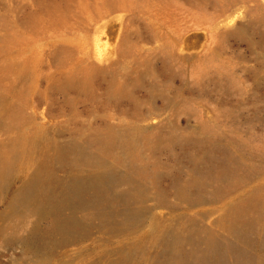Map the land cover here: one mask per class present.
I'll use <instances>...</instances> for the list:
<instances>
[{
	"label": "rangeland",
	"instance_id": "obj_1",
	"mask_svg": "<svg viewBox=\"0 0 264 264\" xmlns=\"http://www.w3.org/2000/svg\"><path fill=\"white\" fill-rule=\"evenodd\" d=\"M0 264H264V0H0Z\"/></svg>",
	"mask_w": 264,
	"mask_h": 264
}]
</instances>
